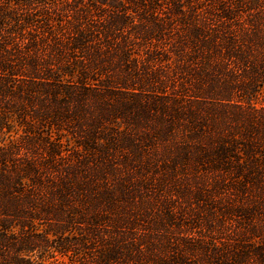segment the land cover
I'll list each match as a JSON object with an SVG mask.
<instances>
[{"label": "trees", "instance_id": "trees-1", "mask_svg": "<svg viewBox=\"0 0 264 264\" xmlns=\"http://www.w3.org/2000/svg\"><path fill=\"white\" fill-rule=\"evenodd\" d=\"M0 264H264V0H0Z\"/></svg>", "mask_w": 264, "mask_h": 264}]
</instances>
